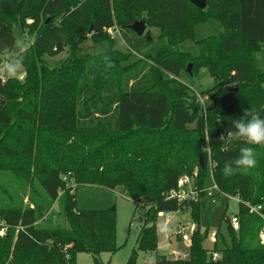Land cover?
<instances>
[{
	"label": "trees",
	"instance_id": "trees-1",
	"mask_svg": "<svg viewBox=\"0 0 264 264\" xmlns=\"http://www.w3.org/2000/svg\"><path fill=\"white\" fill-rule=\"evenodd\" d=\"M139 20L145 21L146 30L158 29V39L165 42L123 69L107 30L117 28L128 49L141 54L153 39L149 31L150 39L130 30ZM209 21L223 31L196 41L198 56L176 51L194 40L198 24ZM14 26L29 40L17 52ZM91 29V40L108 42V50L97 57L76 55ZM66 48L71 54L60 66L45 65L43 57H56ZM263 51L264 0H207L204 10L188 0H0V59L9 56L7 63L23 65L22 80L20 75L0 79V155L10 159L9 166L26 162L21 171L32 166L44 195L36 201L29 194L22 206L0 192V229L6 231L0 238V264L7 262L9 251L21 264H75L79 253L91 254L94 264H100V254L114 253V210H77L74 186L79 185L122 187L129 199L139 202L143 226L126 263L135 264L137 251L156 253L159 213L189 210L192 221H198L200 206L170 193L178 191L185 176L194 180L199 197L206 198L202 191L208 164L220 189L216 197L238 199V232L226 210L221 217L230 247L212 260L195 226L184 258L155 254L153 264H264L259 239L264 222L248 212V205H260L264 212V147L253 146L255 168L225 178L224 164L237 158L244 144L221 139L232 120L243 115L244 89L260 90L255 84L264 72L255 67L251 54ZM187 58L192 76L185 69ZM201 68L213 86L198 94L181 77H194ZM197 94L210 104L201 105ZM263 109L264 103L251 110L261 114ZM4 167L0 161V170ZM57 199L67 228L51 219L38 226L39 211L50 209ZM45 247L47 254L37 259L36 252Z\"/></svg>",
	"mask_w": 264,
	"mask_h": 264
},
{
	"label": "rangeland",
	"instance_id": "rangeland-1",
	"mask_svg": "<svg viewBox=\"0 0 264 264\" xmlns=\"http://www.w3.org/2000/svg\"><path fill=\"white\" fill-rule=\"evenodd\" d=\"M204 23V22H202ZM198 24L194 31V40H187L176 46V51H182L190 53L192 56H198L199 49L196 45V41L202 40L209 36L217 35L223 30L216 22L209 21L204 24ZM146 31L150 32L153 39V44L150 45L141 54H136L129 50L125 43L121 40V37L114 36V48L118 52L123 60L121 65L124 69L125 66L131 65L138 59L143 58L142 55L152 49L156 45L163 44L165 40H159V30L156 28H150ZM13 34L15 37V50L25 49L29 40L25 35L21 33V30L17 27H13ZM146 34V32H145ZM109 48L108 42H94L88 35L87 40L80 44L74 53L78 56L97 57L106 52ZM15 52V53H16ZM71 54V50L66 48L62 53L56 57H43V62L49 68L60 66ZM13 55H15L13 53ZM9 57V56H8ZM7 56H2L0 64L1 71H3L8 65ZM255 67L264 72V51L255 52L251 54ZM189 58L185 61V69L189 62ZM187 63V64H186ZM192 71V69H191ZM188 76V74H186ZM182 74L181 80L189 85L193 90L200 94L206 89L213 86V80L207 73L206 69L201 68L200 71L194 77H187ZM105 79H99V83H102ZM260 90L258 92H250L248 89H244L241 97L242 110L252 109L264 103V76L255 84ZM205 105L208 106L210 102L205 100ZM192 126H189V128ZM0 161L5 165L4 169L0 170V192L5 199L9 194L15 199L21 201L22 206L28 204V195H32L36 201L44 200V195L39 189L34 173L32 172V166L25 168L24 171L20 170V164L15 166H9L10 159L0 155ZM14 161V159L12 160ZM17 161V160H16ZM199 163L204 165V158L199 155ZM191 183L194 181L192 179ZM213 185L211 176L210 165L208 164L205 169L204 176V188H210ZM74 194L76 200V209L80 211L84 210H98L108 211L114 209L117 219L116 227V246L117 250L114 253H102L97 259L100 264H126L133 250L136 249V241L139 232L143 226V209L139 206L138 201L129 199L122 187H116L114 190L92 186V185H79L74 186ZM200 193H198L199 195ZM60 196V195H59ZM193 205L200 206L198 213V221L194 223L190 216L189 210L174 212V213H159L156 221L158 247L156 253L137 251L135 264H153L155 254L165 255L169 258H184L187 255V248L190 242H184L181 239L178 230L183 227L184 235L191 236L196 227L199 229V236L202 239L201 245L207 251V257L210 256L211 251H214V245L216 244V251L220 254L226 247H230L231 239L227 233V224L221 220L222 213L226 210V216L232 218L233 215L238 213V199H228L223 196L216 197L214 202L206 199L205 197H199L196 201H192ZM60 200L57 199L51 204L50 209H41L39 211V218L37 220L38 226H44L46 220L51 219L52 222L57 223L60 227L67 228V223L63 216H61ZM0 225L1 219H0ZM3 234L6 233L4 229H0ZM217 232L215 241L210 239V235ZM0 238L2 236L0 235ZM9 251V257L5 264H21L16 262ZM48 248H44L40 253L36 252V258L41 259L42 255L47 254ZM25 264V263H23ZM27 264V263H26ZM75 264H94V259L91 254L79 253L76 255Z\"/></svg>",
	"mask_w": 264,
	"mask_h": 264
},
{
	"label": "clouds",
	"instance_id": "clouds-1",
	"mask_svg": "<svg viewBox=\"0 0 264 264\" xmlns=\"http://www.w3.org/2000/svg\"><path fill=\"white\" fill-rule=\"evenodd\" d=\"M105 59L109 68L115 66L110 57L106 56ZM22 68V63L9 61L7 68L0 74V79L15 78L22 73ZM221 139H226L228 142L242 141L244 144L240 148L239 156L224 164L222 175L225 178L240 171L253 169L257 165L253 146L264 147V118L251 109H245L239 119L232 120V127L222 134Z\"/></svg>",
	"mask_w": 264,
	"mask_h": 264
},
{
	"label": "built area",
	"instance_id": "built-area-1",
	"mask_svg": "<svg viewBox=\"0 0 264 264\" xmlns=\"http://www.w3.org/2000/svg\"><path fill=\"white\" fill-rule=\"evenodd\" d=\"M107 34L109 35V37L114 40L115 37H121L119 30L117 28L115 29H109L107 30ZM3 71H1V66H0V74H2ZM19 80L23 79V75H20L18 77ZM5 79H1V81L3 82ZM207 100V97H203L201 95L197 94V101L203 105L204 101ZM194 176H196V173H194ZM66 178H64L65 180ZM198 193H201L197 190H195L194 188H192V183L189 177H182L179 181H178V191L176 192H171L170 193V197L171 198H176L179 201H184V200H190V201H196L198 198ZM202 193L205 194L206 199L210 200L211 202H214V200L216 199V196H218L220 194V189L217 187V185L213 182L212 187L210 188H204V190L202 191ZM228 199H231V197H228ZM237 199V198H236ZM248 212L249 214H254L257 215L263 222H264V212H263V208L262 206H251L248 205ZM230 226L232 227L234 232H238L239 230V220L238 217L236 215H233L232 218H230L229 221ZM181 236L182 241L184 242H190V236L184 235V228L181 227L178 230V233ZM0 235L3 236V232L0 231ZM217 236V232L214 234L210 235V239L215 241ZM259 239L261 244H264V226L261 229L260 233H259ZM215 243V242H214ZM220 258V255L218 252L216 251H212L211 252V259L212 260H217Z\"/></svg>",
	"mask_w": 264,
	"mask_h": 264
},
{
	"label": "water",
	"instance_id": "water-1",
	"mask_svg": "<svg viewBox=\"0 0 264 264\" xmlns=\"http://www.w3.org/2000/svg\"><path fill=\"white\" fill-rule=\"evenodd\" d=\"M192 5H194L196 8L200 9V10H204L206 8V1L207 0H188ZM130 30H132L138 37H142V36H146L145 32H146V23L144 20H139L134 22L131 26H130ZM94 32L92 31V29L89 32V35L91 36ZM148 39H150L149 36H146ZM192 64H188L186 67V72L192 76ZM261 118H264V109L261 113ZM200 166L203 167V164L200 162ZM114 210V209H112ZM195 231H197V228L195 229Z\"/></svg>",
	"mask_w": 264,
	"mask_h": 264
}]
</instances>
